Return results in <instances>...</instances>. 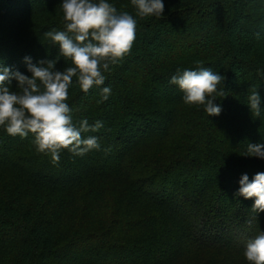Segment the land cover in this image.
Masks as SVG:
<instances>
[{
	"label": "trees",
	"instance_id": "trees-1",
	"mask_svg": "<svg viewBox=\"0 0 264 264\" xmlns=\"http://www.w3.org/2000/svg\"><path fill=\"white\" fill-rule=\"evenodd\" d=\"M62 2L0 0L4 67L30 77L25 57L72 66L44 36L66 30ZM107 2L137 20L131 52L88 93L74 76L66 101L77 128L102 121L81 133L100 149H63L54 164L33 134L0 126V264H250L244 249L264 231V212L236 193L243 174L264 173V159L244 156L248 143L264 144V0H163L162 18ZM200 67L226 77L219 116L170 83L177 69ZM102 87L111 94L97 103Z\"/></svg>",
	"mask_w": 264,
	"mask_h": 264
},
{
	"label": "clouds",
	"instance_id": "clouds-1",
	"mask_svg": "<svg viewBox=\"0 0 264 264\" xmlns=\"http://www.w3.org/2000/svg\"><path fill=\"white\" fill-rule=\"evenodd\" d=\"M131 5L140 18L164 17L163 0H131ZM60 6L66 30L52 29L44 36L59 46L60 55L71 60V67L60 71L56 69V60H42L34 65L30 57H25L32 74L29 77L0 63V126H5L11 136L26 138L33 134L37 150L50 153L54 164L59 162L63 149L78 156L100 149L99 137L82 139L81 133L98 131L103 123L97 120L89 126L85 119L80 121L79 128L74 125L66 102L69 86L74 76L84 93L103 85L106 80L103 72H109L110 65L122 62L131 52L137 29L133 15L118 12L107 0H63ZM258 74L264 76V70H258ZM13 80L17 81L18 91L10 90ZM225 81V76L200 67L185 69L182 74L177 69L170 83L178 85L186 104L203 105L208 116H219L222 107L214 101L228 95ZM110 94V87H102L97 103L106 101ZM248 106L252 116H260L261 96L255 86L248 97ZM244 156L264 159V144L248 143ZM239 185L236 195L255 198L252 211L264 212V173H256L251 181L243 174ZM243 254L250 264H264V231L247 241Z\"/></svg>",
	"mask_w": 264,
	"mask_h": 264
},
{
	"label": "rangeland",
	"instance_id": "rangeland-1",
	"mask_svg": "<svg viewBox=\"0 0 264 264\" xmlns=\"http://www.w3.org/2000/svg\"><path fill=\"white\" fill-rule=\"evenodd\" d=\"M191 264H198V257L196 256V258L195 257H193V259H191Z\"/></svg>",
	"mask_w": 264,
	"mask_h": 264
}]
</instances>
